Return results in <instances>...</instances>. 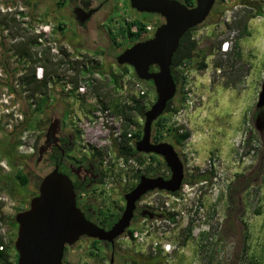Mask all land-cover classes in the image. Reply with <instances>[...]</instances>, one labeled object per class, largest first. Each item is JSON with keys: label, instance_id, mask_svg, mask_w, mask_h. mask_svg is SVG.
Listing matches in <instances>:
<instances>
[{"label": "rangeland", "instance_id": "1", "mask_svg": "<svg viewBox=\"0 0 264 264\" xmlns=\"http://www.w3.org/2000/svg\"><path fill=\"white\" fill-rule=\"evenodd\" d=\"M62 1L0 0L1 145L6 146L5 136L16 130L13 129L16 126L15 119L24 110L28 112L30 105H33L31 112L35 108L37 98L31 96L25 84L33 69L37 80H41L45 73L52 77V82L48 86L52 99L44 112L35 114L37 129L15 135V140L19 143L15 149L16 163L14 167L9 165L10 172L5 173L0 169V195L9 199V202L0 201V237L5 244L17 234V230L13 231L10 226L11 219H15L18 210L22 212L29 208L33 195L38 193L42 179L54 169L46 161L38 160L39 148L44 144V136L55 119H60L61 124L71 128L77 136L79 144L77 150L68 157L69 160L77 164L93 152L98 151L102 155L104 185L90 192L96 209L125 208L124 190L136 183V175L168 173V169L157 167L147 161L145 156L149 154L139 153L145 155L141 157L145 161L142 164L134 159L126 162L118 155L117 149L123 150L127 145L132 147L133 144L136 147L132 137L126 140L122 136L125 120L112 109L103 110L96 105L97 96L88 86L91 76L83 77L77 71L80 66L96 65L104 74L94 73L91 78L95 82V88L102 86L101 94L109 93L123 100L135 97L146 104L152 102L153 105L156 101L155 88L144 83L147 95L141 96L135 90L137 80L132 73L119 77L123 72L118 69L117 57L124 50L114 46L106 27L107 18L112 14H116L119 20H122L123 16L139 19L143 15L132 11L125 0H88L92 7H97L105 1L108 3L93 16L85 29L74 19L75 6L71 5L69 0ZM217 1L224 6L221 0ZM230 1L225 4H230ZM258 1L264 4V0ZM58 2L62 5L59 6ZM214 7L212 16L194 32L200 48L206 54L209 53L206 59L208 67L203 71L198 69L188 71L191 104L186 103L170 123L173 128L191 134L190 139L182 147L175 146L184 163L185 173L198 171L201 175L211 178L208 182L195 186L185 185L180 197L186 198V201L180 203L173 201L172 205L181 210L184 202L187 205H196L200 198L206 208L212 209L219 200L223 219L233 182L250 172L253 164L261 157L262 141L255 129L256 121L253 114L264 82V16L249 20L248 28L244 32L242 22L247 19L249 10L235 6L229 7L222 14L218 5L215 4ZM145 16L148 24L153 27L157 28L164 23V18L159 15ZM60 23L64 25L63 31L59 30ZM102 23L105 24L104 29H99ZM112 27L114 30L115 26ZM36 35L39 36V45L33 50V59L21 63L14 55L15 47L18 43L25 42L28 36ZM232 35L236 40V46L225 56L221 52V47ZM68 62L72 67L68 66ZM111 72L121 78L122 86L119 89L114 90L113 85L110 87L106 85ZM76 77L78 89L71 96L70 91L75 89L76 85L69 81ZM10 84H13L17 93L22 91V96L16 98V95L9 91ZM64 84L69 86L66 91L62 90ZM81 88H84L83 91ZM180 98L181 92L178 88L175 101L178 102ZM11 124L12 129L5 130V127ZM143 125L144 119H138V124L130 127L129 133L143 128ZM117 133H120L118 137ZM21 146H24L21 151L23 154H20ZM253 150L255 153H252ZM261 160L264 162V155ZM19 170L29 178V183L24 189L18 185L14 177ZM257 187L262 195V201H257L255 196L249 197L251 193L256 194L254 190ZM255 188L251 187L248 193V210L244 219L249 227L247 229L249 241L255 248L247 252L246 259L232 260L233 245L230 244V235L228 237L223 235L221 247L224 253L220 260L215 261L198 258L196 253L200 249L199 245L191 242L188 246L184 245L182 238L176 235L168 241L179 249L174 251L171 259L161 256V264H264V176ZM101 190L108 197L104 198ZM211 221L212 218L206 217L205 226L208 223L212 225ZM182 225L184 224L180 219L179 225L174 229H180ZM90 246L91 239L82 238L74 246L69 247L64 256V264H125L123 259L125 254L151 255L149 243L140 245L125 238L117 240L114 253L103 244L102 248L106 252L102 249L101 257L91 254ZM250 256L253 259H249ZM0 264H14V261L9 258Z\"/></svg>", "mask_w": 264, "mask_h": 264}, {"label": "water", "instance_id": "2", "mask_svg": "<svg viewBox=\"0 0 264 264\" xmlns=\"http://www.w3.org/2000/svg\"><path fill=\"white\" fill-rule=\"evenodd\" d=\"M139 13L156 14L164 23L156 28L154 35L139 41L117 57V65L131 67L142 81H152L156 101L144 115L143 136L136 150L144 154L161 156L171 171V177L142 176L133 190L124 195L125 208L121 218L110 230L89 221L77 207L76 191L72 180L56 167L45 176L27 210L15 216L18 224L15 250L17 264H64L66 247H72L87 237L115 246L132 226L137 202L149 191L162 190L176 193L181 190L185 178V166L179 153L168 142H152V127L165 112L168 102L175 99L177 85L171 72L172 59L180 40L189 31L203 25L209 18L217 0H196L189 8L178 0H129ZM76 8V20L84 23L94 12ZM157 67V71H151ZM256 109H264V82L256 103ZM60 119H55L49 132L61 129ZM255 129L264 133V123L257 118ZM262 139V138H261ZM46 146L39 148V160ZM112 262V261H111Z\"/></svg>", "mask_w": 264, "mask_h": 264}, {"label": "trees", "instance_id": "3", "mask_svg": "<svg viewBox=\"0 0 264 264\" xmlns=\"http://www.w3.org/2000/svg\"><path fill=\"white\" fill-rule=\"evenodd\" d=\"M62 1V0H61ZM130 7V1L125 0ZM185 6L189 8H193L196 4V0H178ZM64 2V0L62 1ZM223 3L221 6V3L219 1L216 2V6H219V12L223 14L225 10H228L229 7H235V6H242L245 7L250 12L248 13L247 19L243 20L242 22V28L244 32H246L248 28V21L251 19H255L257 17H263L264 16V4L262 2H259L258 0H231L230 4H225V0H221ZM58 5L61 6L62 4L58 2ZM215 7L213 8L209 18L212 16L213 11ZM139 13V12H138ZM143 15L142 18H131L123 16L122 20H119L116 16V14H112L106 24L107 31L110 33L112 41L114 43V46L117 49L123 48L127 49L130 48L132 45L139 41L145 40V33H146V26L148 25L147 17L145 16V13H141ZM208 18V19H209ZM115 26V29L113 30V27ZM137 27V31L133 32L132 28ZM59 30H64V25L62 23L59 24ZM200 26L189 30L180 40L179 47L177 51L175 52L173 59H172V66H171V72L173 75V79L175 80V83L177 85V88H179L181 92V98L178 102L175 101V99L168 102L167 108L164 112V114L153 124L152 127V142L155 144L162 143V142H168L172 144L175 148V146L182 147L191 137L190 132L183 131L180 129L173 128L170 123L172 118L179 113V111L182 109L183 106H185L187 100H188V86L190 84V77L188 74L189 70H206L207 64L206 59L207 55L209 53H205L202 48H200L198 41L194 37V32L199 28ZM112 33V34H111ZM39 36H28L27 40L25 42H20L15 47V56L19 59L21 63H24L25 61L33 59V50L36 46L39 45ZM11 52V51H10ZM36 61V60H35ZM68 66L72 67L70 62H68ZM73 69V68H72ZM118 69L123 72L121 76H126L130 73H132V76L136 80H140L134 70L127 66H118ZM157 67H151V71H157ZM79 72V75L86 77L87 75H90L91 77L94 75V73H102L104 72L101 69H97V66H80V69L77 70ZM89 77L88 80V86L94 90L96 97V105L100 107L103 110L106 109H112L116 114L123 117L125 120L124 123V131L122 136L127 140L128 134H129V128L133 125L138 124V119H144L145 113L148 111V109L152 106V102L150 104H146L143 101L137 100L135 97H128L127 99L123 100L120 98H115L114 96H111V94H101L102 86H99L97 88L94 87L95 82L94 80ZM110 79L106 83L107 86H112L114 90L119 89L121 85V78H119L117 75H115L114 72L110 73ZM73 81L71 83L76 85V88L70 91V95L73 96L75 91L78 89V78H73ZM143 83L150 84L153 88V82L152 81H142ZM52 82V77L49 76L48 73L44 74V77L41 80L36 79L35 75V69H33L32 75L26 79L25 84L28 87V90L31 93V96L37 98V102L35 104V108L33 112H31V108L33 105L29 106L28 112H22L24 115V122L21 123L19 126H16L12 133L9 135L7 134L5 136V139L7 137V143L4 144L6 146H3L0 144V152H2V157L7 159L9 164L14 167L15 165V159H16V153L15 149L17 145L19 144L16 142L17 133H21L24 131H31L34 129H37V125L35 124V114H40L44 112V110L50 105V101L52 99L51 95L49 94L48 86ZM68 84H64L62 87L63 91H66L68 88ZM9 91L12 94L16 95V98L22 96V91L20 93L16 92V90L13 87V84L9 85ZM25 91V90H24ZM156 97V94H155ZM144 99V97H143ZM22 130V131H19ZM143 136V128L137 129V131L133 132L131 134L132 140L135 141V144H137L138 141L141 140ZM128 144V143H127ZM117 153L119 156L123 158L124 161L128 162L132 159L137 160L139 163H144L145 161L141 159L142 156H145L143 154H139V152L136 150L135 145L133 144L132 147L127 145L123 150H118ZM94 155L102 156L98 151L93 152ZM147 161H149L151 164L156 165L157 167L166 168L168 169L166 163L163 161L162 157L156 155V154H149L145 156ZM159 172H154L151 174V177H156L160 175ZM145 174H138L136 175V180L139 181L142 176ZM149 177V175H145ZM15 180L18 182V185L21 188L27 187L29 183L28 176L21 172L20 170L15 173L14 175ZM208 176L201 175L198 173V171L193 172H187L185 173V178L183 181L184 185L189 186H195L198 183H203L208 180ZM137 183H134L127 187L124 190V193H128L131 190L135 188ZM82 191L81 187H75V191ZM105 193V192H104ZM34 194L33 197H35ZM176 195V194H174ZM123 197V201H124ZM115 209V208H114ZM114 209H108V210H99V216L98 220H91L89 221L95 223L99 227L110 230L114 224L120 219L121 213L124 210V207H118L116 210ZM21 212L20 210H18ZM10 226L13 231H18V224L15 221L14 218L11 219ZM134 232V227H131L127 230V235H132ZM17 237V234H14L12 238H10L9 243L5 244L3 242V239L0 237V263H3L4 261H7L9 258H12L14 261V264H17L18 262V253L15 250V241L14 238ZM102 242L99 240L91 239V246H90V252L91 254H94V256H100V252L102 249ZM2 248V249H1ZM69 247H66L65 249V255L67 251L69 250ZM106 252V250L104 249ZM111 251V249H110ZM103 258V257H102ZM123 259L125 261V264H161V255H153L151 252V255H144V254H125L123 256ZM106 260L105 258L103 259ZM111 262V260H110Z\"/></svg>", "mask_w": 264, "mask_h": 264}, {"label": "flooded vegetation", "instance_id": "4", "mask_svg": "<svg viewBox=\"0 0 264 264\" xmlns=\"http://www.w3.org/2000/svg\"><path fill=\"white\" fill-rule=\"evenodd\" d=\"M69 2L71 5L75 6L73 9L75 21L85 29H87L86 27L88 23L91 22L93 16L108 3L105 1L97 7H92V3L88 0H69ZM76 8H82L85 12L91 10L95 11L84 23H81L76 20V15L74 13ZM132 11L135 12L136 10L133 9ZM109 17L110 16H108L107 20ZM104 26V23L100 24L99 29H104ZM149 38H151V36L146 37L145 40ZM100 50L103 52L102 48ZM71 81L72 80L69 82L71 83ZM253 118L255 121L259 118L260 123H264V109H256ZM60 127L61 129L57 131V133H53L52 131L49 132L48 130L45 134L44 144L42 146H46V150L40 161H46L48 164H51L54 169L58 167L61 173L67 175L72 180L74 187H81L82 191L79 190L76 192L77 207L84 213L86 218L94 221L98 220L99 210L101 209L94 208L90 192L96 191L97 188L104 185V162L101 156L94 154L89 155L86 159L79 161L77 164L69 160L68 157L77 150L79 143L76 134L72 132L71 128L63 124H61ZM259 136L261 137L260 134ZM261 138V157L253 164L250 172L242 177H238L233 182L228 194V204L224 209L223 219H221L222 211L219 200L216 201L212 209H209L206 208L202 200L198 198L196 205H187L186 202H184V207L180 210L172 205L171 199L174 194H178L181 190L177 193H169L156 189L147 192L137 202L132 221L134 228L141 233L149 231L154 239L164 237L168 240L177 235L182 238L184 245L188 246L190 242L196 246L199 245L200 249L198 253H196L198 254V258H203V260L206 258L211 261L220 260L222 258V254L224 253L221 247L223 235L227 237L230 235V244L233 245L232 260L240 261L246 259L247 252L253 251L255 248L249 241L250 237L247 230L249 227L244 222L248 210V193L251 187L255 188L258 182L262 181L264 176V162L261 160L264 155V133ZM252 153H255V150H253ZM159 176L168 180L171 177L170 169L168 168L167 174L161 173L156 177ZM208 178L210 179L211 176H208ZM208 180L206 182H208ZM139 181H136V183L138 184ZM254 192L256 194L254 195L251 193L249 197L255 196L257 197V201H260L262 195L258 187L255 188ZM38 194L39 188L37 195ZM102 196L104 198L108 197L103 191ZM206 217L212 218V225H210V223L207 224L209 227L208 233L204 232ZM180 219L184 225H182L180 229H174L175 226L179 225ZM102 244H104L105 248L111 249L113 253L117 248L116 244L115 246L106 242H102ZM249 259H253V257L250 256Z\"/></svg>", "mask_w": 264, "mask_h": 264}, {"label": "built area", "instance_id": "5", "mask_svg": "<svg viewBox=\"0 0 264 264\" xmlns=\"http://www.w3.org/2000/svg\"><path fill=\"white\" fill-rule=\"evenodd\" d=\"M225 2L228 3L229 0H225ZM155 30H156V27H153L151 24H148L146 26L145 38L146 37H149V36L152 37L153 34L155 33ZM132 31L133 32H136L137 31V27L134 26L132 28ZM235 46H236V40L234 39V35H232L231 38H229L228 40H226L222 44V47H221L222 54L225 55V56H227V54L229 52H231L232 49ZM143 84H144L143 82H141L140 80H137V82L135 83V86L134 87H135V90L138 92L139 95L146 96L147 95V89L144 88V85ZM82 89H84V88H81V91H83ZM188 97H190V98H188V100H187L186 103L191 104L192 98H191L190 95ZM23 122H24V115L21 113L15 119L16 126H19ZM12 126H13V124L7 125L5 127V130H8L9 128L12 129ZM16 126H14L13 129H15ZM86 134H87V132H86ZM131 134L132 133H129L128 134V138H131ZM119 135H120V133H117V137ZM1 137H2V133L0 132V138ZM23 149H24V146H21L19 148L20 154H23V152H21ZM31 151H33V149H31ZM27 153L28 152H25V154H27ZM9 165L10 164H9L8 160L5 159V158H1V156H0V169L3 172H5V173L10 172V166ZM184 188H185V185L183 186V188L181 189V191L178 194L173 195V197H172V203H173V201L174 202H177V203L186 201V198L182 199L180 197L181 196L180 193L181 192H184ZM0 201L9 202V199L6 196L0 195ZM204 232H207V233L209 232V227L208 226H205ZM125 239L127 241H130V242H136V243H138L140 245H143V244L145 245V244L149 243V245L151 246V252L153 253V255H161V256H164V257H169L170 259L172 258V255H173L174 251L179 249L177 246L172 245L171 242L168 241L164 237H160V238L154 239L153 236L150 234L149 231H145V232L141 233L136 228H134V232L132 233V235H130V236L127 235L125 237Z\"/></svg>", "mask_w": 264, "mask_h": 264}, {"label": "clouds", "instance_id": "6", "mask_svg": "<svg viewBox=\"0 0 264 264\" xmlns=\"http://www.w3.org/2000/svg\"><path fill=\"white\" fill-rule=\"evenodd\" d=\"M154 35V34H153ZM184 186V185H183ZM183 186H182V188H183ZM179 192V191H178ZM177 193V192H176ZM131 227H134V226H131ZM127 236V233H126V235L124 236V237H122V238H125Z\"/></svg>", "mask_w": 264, "mask_h": 264}]
</instances>
